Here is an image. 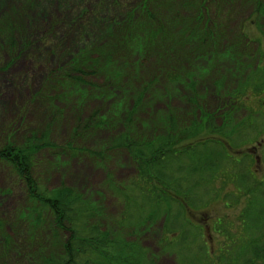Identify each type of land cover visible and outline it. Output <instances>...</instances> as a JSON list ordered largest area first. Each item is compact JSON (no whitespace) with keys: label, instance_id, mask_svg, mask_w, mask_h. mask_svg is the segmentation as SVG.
<instances>
[{"label":"rangeland","instance_id":"obj_1","mask_svg":"<svg viewBox=\"0 0 264 264\" xmlns=\"http://www.w3.org/2000/svg\"><path fill=\"white\" fill-rule=\"evenodd\" d=\"M141 1L35 0L32 3L30 0H0V24L20 15L19 20L12 19L14 54L7 46L10 37L0 41V145L9 139L16 145L29 146L33 165H36L33 177L39 193L53 197L58 192L68 191L78 195L91 210L87 215H93L90 226H96L100 233L114 239L121 235L128 242L141 245L157 264H178L175 254L164 251L161 246L165 215L148 217L125 228L124 233L119 232V222L124 215L130 214L131 218L141 215L142 205H146L139 204L146 200L143 193L145 196V192L151 193L154 197L157 193L154 188H149L150 180L140 175L132 156L111 146L115 139L127 133L126 120L140 96L139 122L135 129L139 134L149 136L150 141L165 137L166 130L160 123L164 115L179 113L185 119L179 120L177 139L181 138L175 149L181 160L187 163L190 154H197L200 148L221 155L219 165L210 170L214 173L192 178V182L197 179L207 181L211 175L216 180L210 184L211 193L193 199V203L198 202L193 206L198 208L189 209L186 198L181 199L183 216L190 223L188 228L193 230L191 225L198 227L194 230L203 235L199 244L208 257H213L219 253V248L229 246L228 238H245L247 229L244 213L249 202L242 198L245 187L234 179L232 169L236 165L245 166L250 171L251 182L264 180V97H260L264 95V83L257 87L260 81L256 82L254 75L264 72V15L257 13V0H237L239 8L234 7L232 13L226 12V7L216 6V0H205L203 4L201 0L199 3L197 0H190V3L175 0L171 2V9L184 19L201 12L202 21L206 19L213 27L219 24L217 17L222 15L223 19H219L221 31H218L221 38L212 44L211 39L182 45L178 41L173 48L164 49L159 43V50L153 53L156 58L141 54L144 43L143 48L136 49L140 36L133 32V40L122 53L109 47L106 54L98 56L99 53L94 51L91 55L106 67L107 72L112 75L118 72V77L106 79L104 72L81 67L85 84L76 86L67 78V72H61L62 69L86 48L93 50L104 43L107 45L106 42L112 43L116 27L122 26L124 19L130 17L133 22L138 21ZM152 12L161 14L158 9ZM164 14L167 13L164 11ZM251 20L256 23L249 27ZM242 27L252 41L246 47L238 43ZM152 48L153 45L149 46V52H153ZM157 62L163 72L157 77H148L154 73ZM71 76L82 75L71 71ZM144 82L149 88L142 87ZM247 82L255 86L247 90L244 100L248 111L236 110L231 117L235 122L252 119L243 124L246 125L244 133L235 140L236 133L227 137L221 130L225 122L222 115L229 109L225 103L233 95H224L219 88L231 93ZM194 104L208 116H213L212 130L203 129L196 122L202 114L201 111L194 112ZM193 113H197L196 116ZM51 119L57 121L51 125ZM101 120L106 124L96 129L76 130L79 123L85 126ZM48 128L53 132L50 136L52 145L34 151V140L31 139L40 137ZM133 136L135 141L140 140ZM222 139L229 140L233 148L225 145ZM221 149L224 154L220 153ZM89 151L97 155L89 156ZM181 184V189L187 191L191 179ZM263 195L258 193L256 198L262 201ZM179 196L165 190L164 201L177 200ZM125 198L135 202L127 206ZM145 209L142 216L148 214L149 210ZM35 212L22 180L11 166L0 161V264H30L47 248L48 241L42 247L41 243L29 247L37 241L34 236L30 241L28 239L33 234ZM48 231L49 226L46 227Z\"/></svg>","mask_w":264,"mask_h":264},{"label":"trees","instance_id":"obj_2","mask_svg":"<svg viewBox=\"0 0 264 264\" xmlns=\"http://www.w3.org/2000/svg\"><path fill=\"white\" fill-rule=\"evenodd\" d=\"M174 1L175 0H142L139 4L142 8V12L138 21L133 22L130 17L124 19V21L121 22L123 25L119 28L116 27L113 37L115 39L112 43H110V41L106 42L107 45L104 43V45L102 44L100 47L93 48V50H88V48H86L83 52L81 51L80 55L75 56L71 60L72 62L66 65L61 72H67V78L73 80L76 86L85 84L83 80L85 75L81 67L92 70V72H104L106 79H110V76L114 75V77H118V72L115 71L114 75L107 72L106 67H103V65L99 63V60L91 58V55L94 51L95 53H99V55L97 54L98 56L103 53L106 54L109 47L111 50L117 49L122 53V49L126 50L128 47L125 48V46L129 45L133 40L131 34L133 32L138 33L140 36L138 37L139 41H137L136 49L140 50L143 48L141 45L144 43L145 48H143L141 54L147 57H152V55L156 57L153 53H156L157 49L159 50V43L164 49L173 48V46L178 45V41H180L182 45L190 41L200 43L211 39L212 44L221 38L218 31H221L219 29V24L221 23L219 19H223L222 15L217 17L218 20L216 23L219 24H214L213 27H211L206 19L202 21V16H200L201 12L198 13L199 15L193 14L192 18L184 19L178 17L175 14L176 11L174 12L171 9V2L173 3ZM197 1L198 3L200 2V0ZM262 1L263 0H257L256 4L257 13L260 15H264V1ZM30 2L35 3V0H30ZM186 2L190 3V0H186ZM204 2L205 0H201L202 4ZM192 3L198 7L196 2ZM215 3L218 7H226L227 9H225V11L230 13H232L234 7L238 6L239 8V1L237 0H235V2H233V0H216ZM166 8L169 10H166ZM155 9H158L161 14L156 15L153 13L152 11ZM195 9L199 10L197 8ZM164 11L167 14L162 15ZM22 12L23 11H21V14H23ZM120 15H122L121 11ZM171 15H173V17ZM19 16L20 15H17L10 20H6L4 25L0 24V41L5 37H10L9 44H7L9 49L14 48L13 42L15 41L12 34L15 32L12 19L19 20ZM255 23L254 20H251L250 25L245 24L244 26L247 25L251 27V25ZM258 28L260 27L258 26ZM132 29L134 30L132 31ZM238 43L242 44L241 47H246L248 44L252 43L250 38L247 37L244 27L239 31ZM152 45L154 46V48H152L153 52H149L148 48ZM178 48L180 47L178 46ZM14 52L15 49L12 50L11 54L13 55ZM236 53L238 52L236 51ZM110 57L108 59H110ZM108 63H111V60H108ZM108 67H110V65ZM68 68H71V71L79 75L81 74L82 76H71V71ZM154 70V73L148 77H157L160 72H163L158 62ZM255 74L257 76L255 79L256 82L260 81V83L257 84V87H259L261 83H264V72L261 74L254 73V75ZM58 76L60 75L58 74ZM173 78L174 77H171V79ZM249 80L251 81L250 78ZM142 81L146 82L150 80ZM145 82L142 84V87L149 88V86H144ZM248 84L250 86H248ZM253 87L255 86L247 82L246 84H241L239 88L237 87L235 90H232L231 93H227L225 89L219 88L224 95H233V97H230L225 103L226 109L229 107L226 111L227 113L225 112L224 115H222L225 122L221 130L227 137L236 133L234 134L236 135L234 139L237 140L241 138L246 127V125L243 124L252 119V117H249L246 122H235L231 116L236 110L248 111L247 104L244 100L247 99V90ZM260 97L263 99L264 95H260ZM141 99L142 97L140 96L126 120L125 126L128 130L127 133L115 139L111 148L116 151L124 150L132 156L131 159L136 164L140 175L150 180L149 188H154L157 196L154 197L148 192H145L147 195L145 196L143 193L146 200H141L139 204H146L142 206L149 210L148 214L142 216V213L146 211V209L142 207L140 210L141 215L138 214L136 218H131L132 215L130 214L124 215L123 220L119 222L121 226L119 232L124 233L123 230H125V228L133 227L136 222H140L151 216L156 218V215L159 214L158 216H160L162 214L166 217V224L162 234L163 237L161 238V246L164 251L175 254L178 264H264V195L262 196V201L256 198L258 193H264V180L260 182L252 180L251 182L248 175L250 171L245 166L236 165V167L232 169L233 173H235L233 174L234 179L240 186L245 187L243 190L245 194L242 198L244 200L247 199L249 202L248 209L244 213V224L247 228L244 233L245 238L243 237L241 239L235 236L228 238L229 246L219 248V253L217 255L208 257L204 247L199 244V239L202 238L203 235L201 232L197 231L198 227L191 225V227L197 230L188 228L190 223L188 219L183 216V203H181V199L183 197L186 198V206L189 209L194 211L195 208H198L197 206H193L198 203H193V199L201 197L206 192L211 193L210 184H214L216 180L213 178L214 176L211 177V175L207 181L197 179L196 182H192V178L197 175H206L208 172L214 173L210 170L215 169L219 165L221 155H213L212 150L203 151L200 148L197 154H190V159L187 163L183 162V160H181L182 158L179 157L181 155L175 152V149L181 138L179 136L180 138L177 139L180 134L179 120L185 119L176 112H168L160 120V123L166 130L165 137H159L157 139L155 137L153 139L155 141H150L151 139H148L150 138L149 136L139 134L135 126L136 123L139 122L137 117L139 116V110H137V108ZM196 111H201L202 114L200 118L201 122H196L200 123L203 129L205 127L209 131L212 130L210 126L213 125V116H208L207 112L197 105H195L194 108V112ZM196 114L193 113L194 116H196ZM55 121L57 120L51 119L50 124L53 125ZM121 123H124V120L122 121L121 119ZM105 124L106 123L102 120L95 124L85 126L79 123L76 126V130L78 132H84L85 129L89 127L96 129L100 125ZM187 131L191 133L190 129H186V132ZM33 133L35 134L36 132ZM52 133L51 129L48 128L40 137H33L31 139V141L34 140L32 142L33 150L42 149L45 146L50 147L52 145L50 141ZM133 135L138 136L140 140L135 141ZM222 140L225 142V145L233 148L229 140ZM31 141H29V143ZM15 143V141L13 142L7 139L6 142L0 145V161L11 166L13 171H15L22 180L33 204V210L36 211V219L33 220L32 226L33 234L29 236L28 239L30 241L31 237L34 236L37 238V241L35 240V243L29 245V247L34 248L40 243V247H42L45 241L49 242L47 248H44L45 250L42 251L37 258L33 259L30 264H157L152 257H149L146 248L141 245L128 242L127 239L121 235L114 239L107 234L100 233L96 226H90V220L93 215H87L91 213V210L88 209L86 202H82L79 199L80 197L78 195L68 191L58 192V195L53 197L44 196L42 193H39L36 187V185H38L37 181L33 177L36 166L35 163L33 165V154L28 150L29 146L25 144L16 145ZM191 151H193V149H191ZM220 153L224 154L222 149ZM88 154L89 156L97 155L92 151H89ZM188 179H191L189 190H182L181 186L183 184L181 183H185V180ZM202 181H204V183ZM254 184L258 185L255 186ZM165 190H170L180 195L178 197L179 199L176 198L177 200H173V198H170L168 201H164ZM158 199L163 203L158 202ZM133 202L135 201L124 200L127 206L133 204ZM126 221L127 224L124 223ZM47 226H49L48 232H46ZM219 232H221V230H219ZM37 255L38 254L34 255V257Z\"/></svg>","mask_w":264,"mask_h":264},{"label":"flooded vegetation","instance_id":"obj_3","mask_svg":"<svg viewBox=\"0 0 264 264\" xmlns=\"http://www.w3.org/2000/svg\"><path fill=\"white\" fill-rule=\"evenodd\" d=\"M223 141V140H222ZM229 147V146H228Z\"/></svg>","mask_w":264,"mask_h":264}]
</instances>
